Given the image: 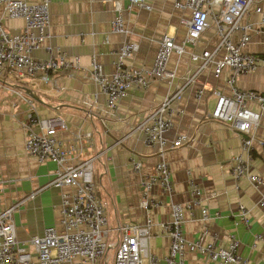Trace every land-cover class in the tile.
I'll list each match as a JSON object with an SVG mask.
<instances>
[{"label": "crops", "instance_id": "obj_1", "mask_svg": "<svg viewBox=\"0 0 264 264\" xmlns=\"http://www.w3.org/2000/svg\"><path fill=\"white\" fill-rule=\"evenodd\" d=\"M114 1L124 5L127 0H49V36L43 44L58 47L67 57L77 56L80 64L78 69L61 68L52 72L50 76L57 87L38 77L0 74V209L24 198L13 213L16 239L26 241L41 235L47 225L59 230L60 193L72 189L66 185L60 188L46 186L55 164L49 160L38 162L23 150L25 132L22 123L26 122L31 105L39 117L54 116L64 121L65 128L55 132L64 147L71 143L74 132H90L88 139L81 141L80 154L74 160L95 156L92 160L95 196L102 203L108 226L114 227L121 222L140 224L146 215L151 219L148 249L156 257V264H164L169 242L158 223L168 219L171 201L182 203L191 198L189 181L198 187L200 197L199 203L190 211L184 210L185 238L196 239L204 227V242L224 245L233 233L238 240V252L249 264H264V246L253 239L254 234H264V202L257 203L264 195V187L257 191L245 178L235 180L232 177L231 157L240 151V135L208 116L215 104L211 89L228 93L226 70L214 76L211 65L207 66L171 102V126L163 136L170 141L184 133L189 141L164 151L171 180L170 197L153 185L150 193L159 204L151 207L148 214L138 207L139 176L151 172L158 156L132 128L190 74L194 65L188 59V51L211 48L216 35L210 27L201 34L194 47L186 48L179 57L171 55L167 62V69L174 73L171 80L154 78L142 90L128 89L109 113L105 111L101 94L97 95L96 103L87 108L83 98L96 92L88 75L91 55L105 72L110 73L113 70L112 51L123 41H133L137 49L124 64L148 67L154 57L156 41L162 35L180 41L185 33L182 19L189 17L188 10L175 8L172 0H145L150 5L148 11L132 8L124 12L126 34L110 33ZM252 18L257 19V15ZM2 25L9 31L18 32L22 21L2 18ZM242 50L264 58V27L251 33ZM32 54L39 58L45 55L41 48ZM234 85L243 91L264 92V63H258L253 71L238 75ZM197 90H201V94L195 97ZM246 108L258 114L254 128L256 140L249 151L250 171L264 178V110L260 111L251 100L246 101ZM130 158L141 162L140 172L130 168ZM31 192L33 194L29 196ZM211 192L216 194L207 196ZM237 203L247 209L246 226L237 220ZM201 207H205L210 216L214 212L218 215L202 220ZM202 260L196 253L186 251L183 254L184 264H201Z\"/></svg>", "mask_w": 264, "mask_h": 264}, {"label": "built area", "instance_id": "obj_2", "mask_svg": "<svg viewBox=\"0 0 264 264\" xmlns=\"http://www.w3.org/2000/svg\"><path fill=\"white\" fill-rule=\"evenodd\" d=\"M175 8L188 10L189 17L182 19L185 33L178 42L168 35H162L156 41V50L152 63L148 66H131L124 64L137 49L133 41H123L112 51L113 70L107 73L91 55L88 63V75L96 86V92L83 98L87 108L97 101V95L103 96L106 113L115 106L118 99L128 89L142 90L150 79L171 80L173 71L167 69L171 55L179 57L186 48L194 47L201 34L210 27L214 30L216 41L211 48L199 51H188V59L193 69L184 82L174 90L166 93L162 100L147 112L132 128L142 135V142L153 147L158 158L152 165L150 173L139 176L140 198L138 207L146 214L151 207L159 204L150 193L153 185L170 197V173L163 154L167 148L177 147L189 137L178 134L167 141L163 133L170 128L171 102L179 96L182 89L207 66L211 65L212 74L226 72L225 83L228 93L211 89L215 104L208 116L221 122L240 135V151L231 157L230 171L237 180L245 178L257 191L264 187V178L250 171V149L256 140L254 128L258 114L246 108V101H254L260 111L264 110V92L243 91L234 85L238 75L253 71L264 58L244 52L242 47L250 39L252 32L264 27V0H172ZM49 0L27 2L25 0H0V74L12 73L18 78L38 77L42 82L57 87L50 74L61 68H80L77 56L67 55L58 47L44 41L48 38ZM132 8L148 11L150 5L145 0H127L124 5L114 1V15L109 21V32L126 34L124 12ZM257 15V19L252 16ZM2 18L20 19L21 29L13 32L5 29ZM42 49L43 57H34L33 52ZM201 94L197 90L195 97ZM30 105V101L26 99ZM26 122L22 123L25 137L23 150L38 162L49 160L55 164L53 175L46 186L60 188L70 186L71 191L60 193V229L53 225L44 226L41 235H35L26 241H18L15 236L13 213L24 201L16 200L0 209V264H156L157 259L148 249L151 219L146 215L142 223H117L114 227L107 225L102 203L95 196V184L92 177V160L87 157L74 160L81 151V141L87 140L89 131H76L72 141L62 146L55 136L57 130L65 128L59 117H39L30 105ZM258 143L261 141L257 140ZM97 156V155H96ZM129 166L140 172L141 162L130 158ZM191 198L186 202H170L169 216L158 223L159 229L168 237L164 264H184V252L200 255L201 264L216 262L218 264H249L238 252V240L233 233L229 234L224 245L204 242L206 228L193 240L185 238L183 233V213L190 211L199 203L200 190L189 181ZM33 192L29 194L32 196ZM216 192L208 193L213 196ZM264 195L257 201L263 204ZM238 222L247 225V209L237 203ZM201 219L216 217L208 214L205 207L200 208ZM254 241L264 246V234H254ZM31 247V250L28 249ZM111 251V255H109Z\"/></svg>", "mask_w": 264, "mask_h": 264}, {"label": "rangeland", "instance_id": "obj_3", "mask_svg": "<svg viewBox=\"0 0 264 264\" xmlns=\"http://www.w3.org/2000/svg\"><path fill=\"white\" fill-rule=\"evenodd\" d=\"M109 255H111V251H109ZM112 263V260H111V256H110V259L108 261V264H111Z\"/></svg>", "mask_w": 264, "mask_h": 264}]
</instances>
